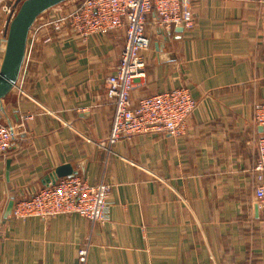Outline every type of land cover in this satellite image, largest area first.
<instances>
[{
    "label": "crops",
    "instance_id": "obj_1",
    "mask_svg": "<svg viewBox=\"0 0 264 264\" xmlns=\"http://www.w3.org/2000/svg\"><path fill=\"white\" fill-rule=\"evenodd\" d=\"M192 10L191 29L163 27L154 10L147 15L146 74L132 90L137 102L187 87L197 105L185 131L122 137L109 151L101 145L114 116L107 78L125 30L86 41L63 31L46 43L52 30L35 21L18 81L0 100V118L17 132L0 154V264H264L253 171L264 2L194 0ZM10 18L0 7V67ZM67 164L90 185L111 184L109 221L5 216L12 197L31 195Z\"/></svg>",
    "mask_w": 264,
    "mask_h": 264
},
{
    "label": "built area",
    "instance_id": "obj_2",
    "mask_svg": "<svg viewBox=\"0 0 264 264\" xmlns=\"http://www.w3.org/2000/svg\"><path fill=\"white\" fill-rule=\"evenodd\" d=\"M22 0H0V7L11 17L16 12L14 2ZM194 0H80L70 10L63 9L44 21L51 33L44 42H51L61 32H72L80 40L91 36H104L120 29L125 30V42L116 70L107 78V95L114 106V116L108 142L101 145L108 151L122 137L154 130L170 134L184 132L188 117L197 102L185 86L175 87L155 94L132 99L134 83L145 76L146 59L143 51L150 46L145 34L147 15L154 10L163 27L194 26L192 2ZM264 2V0H263ZM31 116H25V119ZM22 118V120H25ZM253 121L261 129L257 140L255 174V197L264 208V100L255 104ZM17 132L0 118V154L12 146ZM107 144V145H106ZM111 184L101 181L90 185L80 176L61 177L55 182L36 189L31 195L16 199L11 215L16 219L48 218L59 214H78L92 223H105L110 219L112 200ZM86 250H80L84 262Z\"/></svg>",
    "mask_w": 264,
    "mask_h": 264
},
{
    "label": "water",
    "instance_id": "obj_3",
    "mask_svg": "<svg viewBox=\"0 0 264 264\" xmlns=\"http://www.w3.org/2000/svg\"><path fill=\"white\" fill-rule=\"evenodd\" d=\"M67 0H22L17 1L16 12L10 18L6 30V47L0 67V100L16 85L24 62L28 35L37 18ZM76 173L70 165L57 167L47 181L55 182L61 177H72ZM14 197L8 203L5 216L11 214ZM257 208V207H256ZM258 210V208H257Z\"/></svg>",
    "mask_w": 264,
    "mask_h": 264
},
{
    "label": "rangeland",
    "instance_id": "obj_4",
    "mask_svg": "<svg viewBox=\"0 0 264 264\" xmlns=\"http://www.w3.org/2000/svg\"><path fill=\"white\" fill-rule=\"evenodd\" d=\"M80 0H67L55 7H53L52 9L46 11L45 13H43L42 15H40L39 18H48L49 16L53 15L55 12H60V10H63L65 8H68V7H73L77 4V2H79ZM70 10V9H68ZM40 20V19H39Z\"/></svg>",
    "mask_w": 264,
    "mask_h": 264
}]
</instances>
